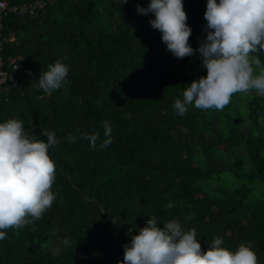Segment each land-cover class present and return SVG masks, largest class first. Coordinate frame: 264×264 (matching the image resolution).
Masks as SVG:
<instances>
[{
  "label": "trees",
  "instance_id": "obj_1",
  "mask_svg": "<svg viewBox=\"0 0 264 264\" xmlns=\"http://www.w3.org/2000/svg\"><path fill=\"white\" fill-rule=\"evenodd\" d=\"M4 1L0 264H264V0Z\"/></svg>",
  "mask_w": 264,
  "mask_h": 264
},
{
  "label": "built area",
  "instance_id": "obj_2",
  "mask_svg": "<svg viewBox=\"0 0 264 264\" xmlns=\"http://www.w3.org/2000/svg\"><path fill=\"white\" fill-rule=\"evenodd\" d=\"M41 4L42 2L37 1L31 6V8L34 6H42ZM18 8H19L18 6H15V5L11 6L7 4L4 0H0V13L3 12V10H7L8 12H16ZM0 30H1V25H0ZM5 40L6 39L4 37L0 36V44H1V41H5ZM9 65H11L13 69L15 68L12 60L9 62ZM5 82H11L12 87L19 89L13 77L11 75H8L5 70H2V62L0 60V90L2 89V86L4 85Z\"/></svg>",
  "mask_w": 264,
  "mask_h": 264
},
{
  "label": "clouds",
  "instance_id": "obj_3",
  "mask_svg": "<svg viewBox=\"0 0 264 264\" xmlns=\"http://www.w3.org/2000/svg\"><path fill=\"white\" fill-rule=\"evenodd\" d=\"M37 1H40V2H42V6L44 5V0H36L35 2H37ZM42 6H39V7H42ZM0 36H1V34H0ZM2 37V36H1ZM6 40L5 41H1V43L2 42H7V41H12V40H14V38H12V37H4ZM1 45V44H0ZM13 61V65L15 64V61H17L18 59H15V58H9L8 59V65H9V62L10 61ZM10 66V65H9ZM16 67V66H15Z\"/></svg>",
  "mask_w": 264,
  "mask_h": 264
},
{
  "label": "rangeland",
  "instance_id": "obj_4",
  "mask_svg": "<svg viewBox=\"0 0 264 264\" xmlns=\"http://www.w3.org/2000/svg\"><path fill=\"white\" fill-rule=\"evenodd\" d=\"M223 103H224V104H226V103H227V101H223ZM219 149L221 150V149H222V147H219ZM216 186H217V185H216Z\"/></svg>",
  "mask_w": 264,
  "mask_h": 264
}]
</instances>
